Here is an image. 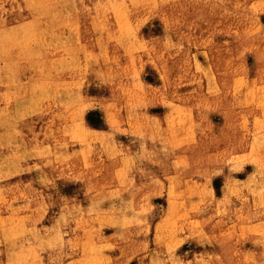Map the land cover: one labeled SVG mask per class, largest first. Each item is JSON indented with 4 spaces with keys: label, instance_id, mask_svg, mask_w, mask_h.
I'll list each match as a JSON object with an SVG mask.
<instances>
[{
    "label": "rangeland",
    "instance_id": "374dc122",
    "mask_svg": "<svg viewBox=\"0 0 264 264\" xmlns=\"http://www.w3.org/2000/svg\"><path fill=\"white\" fill-rule=\"evenodd\" d=\"M0 264H264V0H0Z\"/></svg>",
    "mask_w": 264,
    "mask_h": 264
}]
</instances>
